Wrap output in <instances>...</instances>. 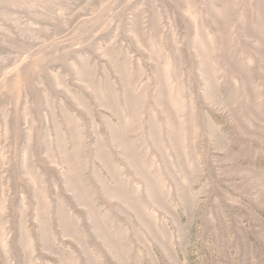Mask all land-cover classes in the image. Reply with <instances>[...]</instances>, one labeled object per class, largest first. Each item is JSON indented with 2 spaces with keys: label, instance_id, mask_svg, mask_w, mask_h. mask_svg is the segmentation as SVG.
Masks as SVG:
<instances>
[{
  "label": "rangeland",
  "instance_id": "obj_1",
  "mask_svg": "<svg viewBox=\"0 0 264 264\" xmlns=\"http://www.w3.org/2000/svg\"><path fill=\"white\" fill-rule=\"evenodd\" d=\"M0 264H264V0H0Z\"/></svg>",
  "mask_w": 264,
  "mask_h": 264
}]
</instances>
